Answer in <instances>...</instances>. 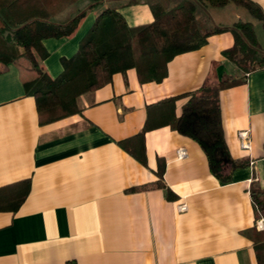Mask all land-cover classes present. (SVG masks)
Instances as JSON below:
<instances>
[{
    "label": "crops",
    "instance_id": "0c3cea01",
    "mask_svg": "<svg viewBox=\"0 0 264 264\" xmlns=\"http://www.w3.org/2000/svg\"><path fill=\"white\" fill-rule=\"evenodd\" d=\"M151 1L103 0L87 9L92 0H40L36 8L57 23L87 9L70 36L43 40L44 67L57 77L62 58L78 51L108 5L122 4L131 26L154 22ZM252 1L264 11V0ZM197 17L225 30L174 57L162 82L142 83L134 68L116 73L81 96L80 113L52 122H40L35 98L26 94L31 73L13 63L0 72V189L25 197L16 210H0V264H258L250 232L259 218L250 190L264 188V69L245 76L224 51L233 46L231 28L240 20L253 23L264 50V26L233 2H200ZM225 76H245L219 93L230 153L249 161L230 182L210 171L196 141L170 126L146 132L145 164L122 148L120 141L144 127L148 105L179 96V115L186 94ZM243 129L250 130L248 150L237 135ZM180 148L187 150L183 159L175 154ZM181 204L187 209L180 211Z\"/></svg>",
    "mask_w": 264,
    "mask_h": 264
},
{
    "label": "trees",
    "instance_id": "16d2710c",
    "mask_svg": "<svg viewBox=\"0 0 264 264\" xmlns=\"http://www.w3.org/2000/svg\"><path fill=\"white\" fill-rule=\"evenodd\" d=\"M40 0H0V72L13 63L31 73L24 80L26 94L35 98L42 124L82 111L80 98L108 84L114 74L134 68L140 82H162L168 75V63L177 55L201 48L208 38L225 29L199 20L200 2L225 6L233 2L245 7L251 16L262 21L264 11L252 0H178L168 7L159 0L150 2L155 21L136 26L127 23L119 8L108 5L80 41L78 51L62 58L63 71L52 77L42 61L49 55L43 40L70 36L92 9L103 0H92L87 9L79 10L66 23L49 19L45 8L35 4ZM231 31L235 42L224 51L245 74L264 69V50L259 46L254 25L250 21L236 22ZM245 76H225L210 81L198 90L186 94L187 102L177 114L179 96L162 99L147 106L142 130L120 145L142 163H146L145 134L170 126L180 134L196 141L205 153L210 171L228 183L237 168L249 165L247 159L233 158L228 147L221 113V90L245 82ZM29 185V181L25 182ZM160 186L165 187L163 183ZM0 189V210H16L24 200L16 195L3 194ZM168 198L173 199L170 189ZM251 200L256 218H264V188L252 185ZM15 201L16 203H12ZM12 203V206L9 204ZM258 264H264V229L251 232Z\"/></svg>",
    "mask_w": 264,
    "mask_h": 264
},
{
    "label": "built area",
    "instance_id": "2783aa9c",
    "mask_svg": "<svg viewBox=\"0 0 264 264\" xmlns=\"http://www.w3.org/2000/svg\"><path fill=\"white\" fill-rule=\"evenodd\" d=\"M237 135H238L240 147L246 150L251 149L252 142L250 138V130L249 129L239 130ZM175 154L178 159H183L187 156V150L184 148H180L175 151ZM178 208L180 211H184L187 209V205L181 204L179 205ZM256 226L258 229L263 230L264 229V218H259L256 221Z\"/></svg>",
    "mask_w": 264,
    "mask_h": 264
},
{
    "label": "rangeland",
    "instance_id": "374dc122",
    "mask_svg": "<svg viewBox=\"0 0 264 264\" xmlns=\"http://www.w3.org/2000/svg\"><path fill=\"white\" fill-rule=\"evenodd\" d=\"M259 46L261 47L260 43L258 42Z\"/></svg>",
    "mask_w": 264,
    "mask_h": 264
}]
</instances>
